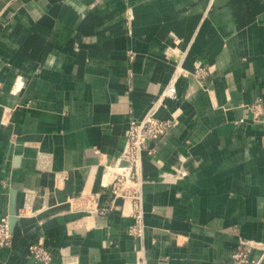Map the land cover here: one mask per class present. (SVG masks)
I'll use <instances>...</instances> for the list:
<instances>
[{
  "label": "crops",
  "instance_id": "1",
  "mask_svg": "<svg viewBox=\"0 0 264 264\" xmlns=\"http://www.w3.org/2000/svg\"><path fill=\"white\" fill-rule=\"evenodd\" d=\"M172 81L136 238L109 182L129 122ZM5 215L0 264H37L39 236L50 264H239L241 240L264 243V0H0Z\"/></svg>",
  "mask_w": 264,
  "mask_h": 264
},
{
  "label": "built area",
  "instance_id": "2",
  "mask_svg": "<svg viewBox=\"0 0 264 264\" xmlns=\"http://www.w3.org/2000/svg\"><path fill=\"white\" fill-rule=\"evenodd\" d=\"M212 71L210 68L199 64L195 68V74L205 77ZM178 90L176 82L172 81L154 105L148 110L141 120H131L125 130L124 149L117 161L115 172L109 182L110 190L116 196H122L129 200L131 205L130 215L133 222L128 228V233L136 238H142L145 233L144 198L142 164L144 152L148 149L150 141H157L164 137L169 127L174 122L172 119H164L157 115L159 106L166 98H176ZM260 102L254 105L257 115L261 113ZM12 244V231L9 216L0 217V245ZM264 249V243L252 240H241L239 249L234 254L236 262H251L259 264V261L251 259L254 249ZM28 250L37 264H50L55 256V251L45 244L44 238L39 236L28 245ZM65 256V254H64ZM139 264H145L141 261Z\"/></svg>",
  "mask_w": 264,
  "mask_h": 264
},
{
  "label": "water",
  "instance_id": "3",
  "mask_svg": "<svg viewBox=\"0 0 264 264\" xmlns=\"http://www.w3.org/2000/svg\"><path fill=\"white\" fill-rule=\"evenodd\" d=\"M14 219H15V217H14V216H12V217L10 218V227H11V225H12V223H13Z\"/></svg>",
  "mask_w": 264,
  "mask_h": 264
},
{
  "label": "bare ground",
  "instance_id": "4",
  "mask_svg": "<svg viewBox=\"0 0 264 264\" xmlns=\"http://www.w3.org/2000/svg\"><path fill=\"white\" fill-rule=\"evenodd\" d=\"M109 166V165H108ZM110 167V166H109ZM108 170V169H107ZM108 172V171H107ZM106 174V173H105ZM108 174H109V172H108Z\"/></svg>",
  "mask_w": 264,
  "mask_h": 264
}]
</instances>
